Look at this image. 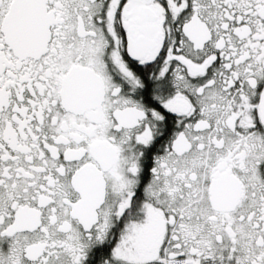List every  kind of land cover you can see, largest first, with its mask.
Here are the masks:
<instances>
[{"label":"snow or ice","instance_id":"1","mask_svg":"<svg viewBox=\"0 0 264 264\" xmlns=\"http://www.w3.org/2000/svg\"><path fill=\"white\" fill-rule=\"evenodd\" d=\"M0 264H264V0H0Z\"/></svg>","mask_w":264,"mask_h":264}]
</instances>
